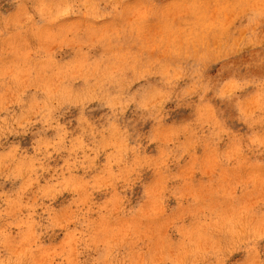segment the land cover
Segmentation results:
<instances>
[{
    "label": "rangeland",
    "instance_id": "1",
    "mask_svg": "<svg viewBox=\"0 0 264 264\" xmlns=\"http://www.w3.org/2000/svg\"><path fill=\"white\" fill-rule=\"evenodd\" d=\"M0 264H264V0H0Z\"/></svg>",
    "mask_w": 264,
    "mask_h": 264
}]
</instances>
